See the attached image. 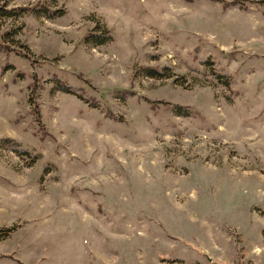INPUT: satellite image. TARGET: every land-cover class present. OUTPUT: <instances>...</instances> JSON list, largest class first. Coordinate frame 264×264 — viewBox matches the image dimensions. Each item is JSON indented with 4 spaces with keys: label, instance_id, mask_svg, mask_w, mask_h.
Listing matches in <instances>:
<instances>
[{
    "label": "rangeland",
    "instance_id": "374dc122",
    "mask_svg": "<svg viewBox=\"0 0 264 264\" xmlns=\"http://www.w3.org/2000/svg\"><path fill=\"white\" fill-rule=\"evenodd\" d=\"M252 1L0 0V264H264Z\"/></svg>",
    "mask_w": 264,
    "mask_h": 264
},
{
    "label": "trees",
    "instance_id": "16d2710c",
    "mask_svg": "<svg viewBox=\"0 0 264 264\" xmlns=\"http://www.w3.org/2000/svg\"><path fill=\"white\" fill-rule=\"evenodd\" d=\"M256 2V1H252V0H232V1H226V0H222V6L223 8H227L229 6H234L237 5L239 8L241 9H247L249 8L250 4ZM259 2V4L264 5V0H259L257 1ZM12 10V11H11ZM24 10H32L35 11L38 15H43L46 16L48 18H51L54 16L55 12L54 10H50L47 7L43 8H36V7H31V9H27L25 7H16L15 9H6L2 6H0V17H4V18H10L13 16H19ZM110 35H108L107 37L105 35H101L100 33H91L89 35H86L85 40H87L88 42H94L97 44H101V43H106L108 40H110ZM23 56H26L23 54ZM35 87V84H33V88ZM58 88L62 91L65 92H72L73 90L67 86L66 84H59ZM146 101L151 102V103H155L157 101H153L151 99H149L148 97H145ZM28 102H32L35 104V109L33 110V113L35 114L36 120L39 122V125L42 126L41 123V119L38 113V109H37V103H35V94H34V89L31 90L29 97H28ZM163 102V101H160ZM31 104V103H30ZM174 111L176 112V114L178 115H187V109L185 107H182L180 105H173ZM41 129V128H40Z\"/></svg>",
    "mask_w": 264,
    "mask_h": 264
}]
</instances>
